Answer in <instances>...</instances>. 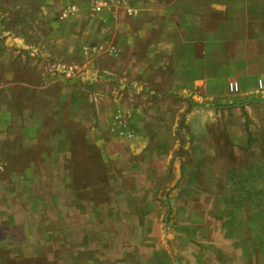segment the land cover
Instances as JSON below:
<instances>
[{"label":"rangeland","instance_id":"1","mask_svg":"<svg viewBox=\"0 0 264 264\" xmlns=\"http://www.w3.org/2000/svg\"><path fill=\"white\" fill-rule=\"evenodd\" d=\"M153 1L0 0L1 207L10 172L57 178L44 159L63 156L56 213L74 225L83 209L84 240L13 242L1 227L0 264H139L141 249L157 264H264V111L175 94L162 28H147L166 12ZM120 235L125 260L110 251Z\"/></svg>","mask_w":264,"mask_h":264},{"label":"crops","instance_id":"2","mask_svg":"<svg viewBox=\"0 0 264 264\" xmlns=\"http://www.w3.org/2000/svg\"><path fill=\"white\" fill-rule=\"evenodd\" d=\"M156 2L162 4L161 10L166 12L147 28H162L160 35L163 39L157 45V51L167 57L166 66L172 77L171 90L194 106L234 104L237 110H246L252 116L257 110L264 111V90L258 87L259 78L264 77V0H168L166 4L176 9L175 15L168 12L163 0L153 1ZM233 80L240 85L237 93L229 89ZM23 157L25 162L38 159L31 160L29 155ZM52 157L47 156L44 160L52 162V165L61 164L62 167L59 170L55 167V171L62 176L52 178L41 172L39 176L32 175L30 180L21 183L20 179L13 177L14 174L17 177L19 172H10L14 189L9 191L15 192L13 196L6 195L8 207H1L0 198V231L3 227L7 235L13 237L9 238L13 242L20 240L15 239L17 233L25 236L22 239L25 243L53 241L73 244L75 241L73 231L80 217L76 212L83 209L72 207L75 211L72 215L74 225L68 223L69 218H64L63 213L58 217L56 212L65 209L62 189L67 177L63 169L65 158L56 156L53 161ZM48 168L54 170L50 166ZM48 168H44L45 174L50 172ZM43 211L56 213L52 214L56 218L51 217L54 224L42 220ZM87 220L95 224L94 216ZM53 226L54 229L47 228ZM53 234H56L55 238H48L55 236ZM75 242L83 244L84 240ZM129 242L132 243L129 237L112 236L110 251L115 260H125ZM160 255L161 252L157 251L146 256L141 249L137 259L139 264H157ZM127 264H131L130 258Z\"/></svg>","mask_w":264,"mask_h":264},{"label":"built area","instance_id":"3","mask_svg":"<svg viewBox=\"0 0 264 264\" xmlns=\"http://www.w3.org/2000/svg\"><path fill=\"white\" fill-rule=\"evenodd\" d=\"M258 87H259L260 90H264V77L259 78ZM229 89L232 92H238L240 90L239 82L235 81V80L231 81L229 83Z\"/></svg>","mask_w":264,"mask_h":264}]
</instances>
